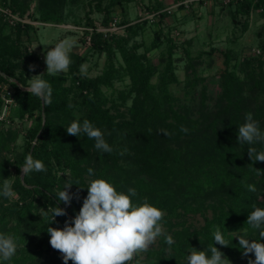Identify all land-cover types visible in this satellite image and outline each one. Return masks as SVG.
<instances>
[{"label":"trees","instance_id":"1","mask_svg":"<svg viewBox=\"0 0 264 264\" xmlns=\"http://www.w3.org/2000/svg\"><path fill=\"white\" fill-rule=\"evenodd\" d=\"M132 1L89 0L85 14V25L92 28L89 51L105 55L104 69L95 76L86 75L82 66L87 55L71 50L72 63L66 73L53 77L46 68L39 72L53 89L52 103L45 106L18 83L27 85L33 73L30 66L39 59L27 45L35 28L31 20L60 23V8L65 0H38L34 7L33 0H0V115L6 87H12V111L19 119L32 123L24 131V142L18 150L16 142L21 129L13 126L12 115L0 119V187L9 178L16 193L13 199L0 196V233L12 234L18 241L15 256L0 264H64L61 253L49 243L47 228H63L66 221L74 219L87 196L84 187L95 178L108 180L118 191L135 188L138 196L134 199L147 197L149 203L164 211V233L171 235L175 243L169 248L165 236L160 237L159 248L148 252L149 257H156L155 264H186L191 247L204 251L214 244L215 227L229 242L228 247H216L231 264H248L255 259L253 254H242L234 236L239 232L249 239H259L257 230L246 221L254 207L264 208V162L250 160L248 146L240 145L237 133L247 113H252L264 132V24L259 32V53L246 57L243 76L237 71V64L232 65L236 58L232 50L212 48L205 52L213 54L218 50L223 56V67L218 73L221 90L214 99L213 110L207 105L209 99L213 100L207 92V78L197 74L203 52L194 57L186 50L187 84L193 88L201 85L200 115L195 117L192 110L176 104L170 90V85L178 81L173 57L178 43L174 38L166 39L167 59L154 83L152 78L159 69L148 57L149 49L140 52L137 42L130 43L141 25L123 18L118 24L126 26V35L97 30L94 11L104 14L103 22L108 25L113 11H126V4ZM173 1L184 6L185 0ZM229 3L235 5L234 16L257 9L264 18V0ZM168 14L162 11L159 15V29L151 50L163 41L160 22ZM28 17L30 21L24 20ZM127 77L130 82L125 89L115 87L116 80ZM9 79L18 83L9 84ZM130 99L128 114L120 111L119 106ZM85 119L104 132L112 153L96 150L95 141L83 133L80 137L67 134L66 127L71 122L82 123ZM181 126L188 131H181ZM253 146L264 150V144ZM28 154L42 160L47 171L33 172L22 180L19 166ZM89 168L94 173L91 177ZM67 182H78L68 190L72 196L70 204L58 202L54 194ZM249 184L256 186L255 193L248 191ZM209 198H214L211 216H205L200 227L188 225L189 214L200 211ZM52 205L64 208L66 215L47 224L51 213L45 215L44 210Z\"/></svg>","mask_w":264,"mask_h":264},{"label":"clouds","instance_id":"2","mask_svg":"<svg viewBox=\"0 0 264 264\" xmlns=\"http://www.w3.org/2000/svg\"><path fill=\"white\" fill-rule=\"evenodd\" d=\"M72 47V41L64 39L45 52L47 74L56 77L69 70L72 63ZM30 67L34 70L35 66ZM11 83L14 81L9 79V84ZM25 86L28 93L39 98L45 106L51 105L53 89L51 84L42 78V74L28 79ZM181 131L187 132L188 129L181 126ZM66 132L77 137H80L81 133L85 134L88 139L95 141L94 147L100 152L113 151L105 140L104 132L87 119L82 123L78 120L71 122L66 127ZM237 137L240 145L248 146L251 161L264 162V150L258 151L253 146L257 143L264 144V132L253 119L252 113H247L245 122L239 125ZM19 167L24 177L33 172L47 171L43 161L34 159L31 154L26 155ZM88 175H94L93 169H88ZM72 185H78V182H67L62 190L54 193L58 202L70 204L72 196L68 189ZM84 188L87 189V196L74 219L66 221L63 228H47L49 243L54 250L61 253L64 264L69 261L72 264H135L136 258L148 252L161 236H165L169 248L175 243L171 235L164 233V211L149 203L147 197L142 200L134 199L138 196L135 188L130 187L126 192L118 191L114 184L101 178L91 179ZM247 188L252 193L257 191L256 186L252 184ZM0 196L5 199H13L16 196L9 178L3 180ZM49 212L51 219L47 224L55 222L58 216L66 215L65 209L59 206L52 205L44 210L45 215ZM246 223L257 230L259 239H249L239 232H235L234 238H238L239 249L244 256L254 255L255 259H250L248 264H264V208L254 207L248 214ZM213 238L214 244L208 245L204 251L191 247L186 254V264H231L216 247L217 244L229 246L219 227L214 228ZM17 248L18 241L14 235L0 233V261H10Z\"/></svg>","mask_w":264,"mask_h":264},{"label":"rangeland","instance_id":"3","mask_svg":"<svg viewBox=\"0 0 264 264\" xmlns=\"http://www.w3.org/2000/svg\"><path fill=\"white\" fill-rule=\"evenodd\" d=\"M230 0H185L184 6L179 7L173 0H134L125 6L124 12L121 8L113 11V20L105 25L103 22L104 14L94 11L92 16L97 30L104 32H115L127 34L126 26L119 25L121 19L126 18L131 24L141 25L136 28V34L130 39V43L137 42L140 45L139 51L144 52L149 49L148 57L158 67V73L152 78L157 83L160 73L167 59L168 41L167 37H172L178 43V48L174 52L178 81L170 85V90L176 97V104L193 111L194 116L200 115L201 107L200 87H191L187 84L186 69V50L196 57L203 52L197 64V74L207 78L208 94L213 97L209 99L207 105L211 110L214 109V99L219 94L220 82L219 71L223 67V56L218 50H232L236 58L232 65L237 64V71L243 76L242 69L247 67L246 57L256 56L259 53L262 42L259 32L262 30L264 18L260 10L254 9L249 14H234L235 5H230ZM38 0H33L32 6L37 5ZM162 3V9L160 8ZM89 0H65L60 8L62 21L60 23H45L33 21L31 18L24 20L30 21L35 28L32 31V40L27 44L31 51L39 56L32 66V76L39 75V72L46 68L45 52L60 40L68 39L73 43L72 50L87 55V61L82 69L86 75L95 76L102 72L105 66V55L103 53L89 51L90 32L92 28L85 25V14L89 9ZM157 8V9H156ZM162 11H167L168 16L160 22L163 29V41L159 47L150 49L156 38L159 29V15ZM146 22L145 25L142 23ZM45 45V46H44ZM47 46V47H46ZM218 49L213 54L206 51ZM121 61V59H119ZM130 82L129 78L115 81V87L125 89ZM108 93L111 89L107 90ZM132 100L126 105H120L119 110L127 113ZM14 106V105H13ZM9 108V114L14 118L13 126L21 129V134L17 139V149L21 150L24 142V131L32 124L31 120H21L16 113ZM128 114V113H127ZM7 115V116H8ZM90 179V178H89ZM90 181V180H89ZM88 181V182H89ZM70 190V189H68ZM217 199V198H216ZM214 198L205 200L200 211L189 214L188 225L200 227L204 224L205 216H211ZM197 206V203L193 204ZM165 230V228L163 227ZM159 240L151 246L150 251L159 248ZM149 252V251H148ZM143 253L136 260L137 264H155L156 257H149V253Z\"/></svg>","mask_w":264,"mask_h":264},{"label":"built area","instance_id":"4","mask_svg":"<svg viewBox=\"0 0 264 264\" xmlns=\"http://www.w3.org/2000/svg\"><path fill=\"white\" fill-rule=\"evenodd\" d=\"M3 98L4 107L0 115V119H7V115L9 114V108L15 105L14 89L12 87H6V93L3 95Z\"/></svg>","mask_w":264,"mask_h":264},{"label":"water","instance_id":"5","mask_svg":"<svg viewBox=\"0 0 264 264\" xmlns=\"http://www.w3.org/2000/svg\"><path fill=\"white\" fill-rule=\"evenodd\" d=\"M15 83H18L16 80H14ZM18 85L22 88V89H26V86H24L23 84L21 83H18ZM21 179L24 180V174L23 172L21 173Z\"/></svg>","mask_w":264,"mask_h":264}]
</instances>
